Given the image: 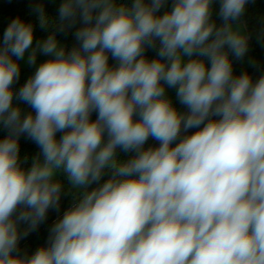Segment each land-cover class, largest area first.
Returning a JSON list of instances; mask_svg holds the SVG:
<instances>
[{
	"label": "clouds",
	"instance_id": "9594fccd",
	"mask_svg": "<svg viewBox=\"0 0 264 264\" xmlns=\"http://www.w3.org/2000/svg\"><path fill=\"white\" fill-rule=\"evenodd\" d=\"M212 2L173 0L158 15L167 0H63L60 31L77 13L83 25L68 52L55 35L33 48V27L19 18L8 25L0 46V125L9 130L0 139V264H264V76H234L225 51L237 59L247 51L232 22L249 0H220V27ZM34 11L46 28L43 8ZM157 40L158 58L149 60L145 49ZM29 49L31 65L37 52L50 58L15 93L33 110L22 117L11 86ZM165 85L187 113L173 107ZM22 134L43 155L27 171L18 162ZM149 137L159 146L145 149ZM117 148L136 154L119 161ZM105 169L111 176L101 183ZM60 171L84 189L78 202L55 222L47 247L14 255L18 223L34 230L58 209Z\"/></svg>",
	"mask_w": 264,
	"mask_h": 264
},
{
	"label": "trees",
	"instance_id": "16d2710c",
	"mask_svg": "<svg viewBox=\"0 0 264 264\" xmlns=\"http://www.w3.org/2000/svg\"><path fill=\"white\" fill-rule=\"evenodd\" d=\"M133 0H117V3H123L131 7ZM173 0H167L164 7L160 9L158 15L169 11L172 7ZM61 6L59 0H0V46H2L3 34L8 27V25L16 18H19L26 24H31L33 27L34 39L33 45L37 42L45 40L49 35H55L57 41H59L65 51H70L73 47H78L79 42L75 38V32L82 27V21L79 18V13H77L76 21L73 25L69 26L68 22L63 23L64 30L60 31L61 21L59 19L58 9ZM43 8L44 14L47 17L49 23L46 28H41L38 18V13L34 11L37 8ZM220 10V0H213L211 4V21L215 23L217 27L223 24L222 19L219 16ZM245 23L248 32L249 39H247V45L249 47V53L244 54L242 58L237 59L227 47L225 51L228 53L229 59L232 63L233 75L239 76L241 74L247 73L253 82H256L261 76H264V0H249L245 6L244 14L239 18V20L232 22ZM258 31L259 35L256 37L254 31ZM158 48L159 41H156V48H146L144 56L151 60L158 58ZM109 66L116 67L118 61L111 57L109 53ZM48 56H37L36 63L34 65L29 64L27 68L21 67V60L18 61L20 65V76L17 81L11 86L14 91L13 106H19L21 109L22 117L27 115L33 110L26 103L19 101L15 98V93L26 83V81L34 74L36 68L49 59ZM15 59V57H14ZM205 63L210 67V63L207 61L206 57H201ZM244 62L252 63L249 67H244L242 64ZM173 107L177 109L180 113H187L188 109L185 105L179 102V99H175L171 102ZM34 114V113H33ZM97 118V113L93 112L90 119L95 120ZM139 117H134L138 119ZM196 131V129H190L188 133H183L182 136L186 134H191ZM9 134V130L0 125V139H3ZM63 133H57V139ZM107 133L104 135V142H107ZM178 142V141H177ZM19 143V164L25 171L29 170L33 162L39 158L43 162V155L41 153L38 145L27 137L26 134H22L18 140ZM159 142L149 137L148 141L143 146L145 149L149 147H158ZM135 152H124L120 148L116 149V158L119 161H127L135 156ZM59 182L62 185L61 199L59 201V207L50 208L47 211L46 219L39 223L38 226L31 231H28L29 224L25 222L18 223V229L21 233V238L18 241L17 248L14 255L20 257H31L39 248L47 247L50 243L51 229L55 222L59 220L65 211L72 207L78 202V199L84 189L77 190L69 182L66 174L62 171L58 172ZM111 176V171L105 169L103 180H107ZM96 184L90 186V188L96 187ZM90 188L88 190H90ZM21 209L17 210V214ZM25 231H28L26 236L23 235Z\"/></svg>",
	"mask_w": 264,
	"mask_h": 264
},
{
	"label": "rangeland",
	"instance_id": "374dc122",
	"mask_svg": "<svg viewBox=\"0 0 264 264\" xmlns=\"http://www.w3.org/2000/svg\"><path fill=\"white\" fill-rule=\"evenodd\" d=\"M59 2L62 4V2H63V0H59ZM254 35L257 37L258 35H259V32L256 30V31H254ZM248 39H249V37H248ZM59 42V41H58ZM59 45L60 46H63L60 42H59ZM36 47V44H34L33 45V48H35ZM249 47H248V45H247V51H246V53L245 54H247V53H249ZM30 52H31V49H29L28 50V52L25 54V57L22 59V61H21V67L22 68H27L28 67V65H29V63L27 62V57H28V54H30ZM37 56H44L43 54H41V53H39V52H37ZM188 59H190L189 57H184V60H185V62L188 60ZM252 63H250V62H244L242 65L244 66V67H249L250 65H251ZM177 89L176 88H169V87H167V85H165V96L171 101V102H173L175 99H177ZM54 179V181H58L59 180V175H58V173L56 174V176L53 178Z\"/></svg>",
	"mask_w": 264,
	"mask_h": 264
},
{
	"label": "water",
	"instance_id": "95a60500",
	"mask_svg": "<svg viewBox=\"0 0 264 264\" xmlns=\"http://www.w3.org/2000/svg\"><path fill=\"white\" fill-rule=\"evenodd\" d=\"M232 28L233 30L239 31L241 35L245 36L248 39L249 32L245 23L241 22V23L232 24Z\"/></svg>",
	"mask_w": 264,
	"mask_h": 264
}]
</instances>
